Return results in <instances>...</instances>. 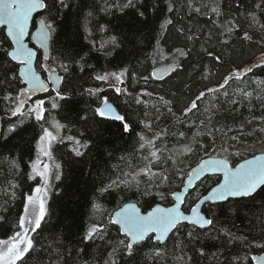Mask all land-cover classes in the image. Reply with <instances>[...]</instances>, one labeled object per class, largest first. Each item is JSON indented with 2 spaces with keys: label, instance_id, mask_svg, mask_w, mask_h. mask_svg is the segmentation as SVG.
<instances>
[{
  "label": "trees",
  "instance_id": "trees-1",
  "mask_svg": "<svg viewBox=\"0 0 264 264\" xmlns=\"http://www.w3.org/2000/svg\"><path fill=\"white\" fill-rule=\"evenodd\" d=\"M63 2L66 7L59 0H46L48 8L34 17L42 16L55 29L47 58L36 46L35 69L44 77L58 70L59 91L65 97L60 99L51 89L42 93L44 118L39 121L25 107L23 115H11L24 83L19 64L7 54L10 41L0 29V241L18 230L26 197L38 182L31 169L36 142L43 129L58 123L62 127L50 150L59 167L50 179L45 217L30 235L32 249L17 264H254L250 255L264 250V185L250 196L205 204L203 212L212 224L200 228L182 222L163 243L148 236L134 245L131 256L118 244L126 237L109 215L126 200L136 201L142 210L157 202L170 204L172 191L181 186L191 165L206 155L224 157L234 165L264 151V66L251 67L218 92H207L264 52V31L250 27L248 15L255 12L264 24V7H257L264 6V0ZM232 25L233 31L227 32ZM246 32L251 39H245ZM178 49L187 55L179 56ZM163 63L179 67L163 79L151 77V69ZM61 65H67V71ZM122 70L118 87L102 86L96 79ZM201 92L205 96L198 107L185 114ZM244 92L252 95L245 98ZM103 97L125 117L130 132L123 131L120 121L96 114ZM10 126H15L13 131ZM138 133L148 139L162 134L155 143L163 149L152 168L156 176L136 175L147 163L143 157L154 150L139 149ZM77 147L80 156L73 151ZM114 180L118 187L99 192ZM218 180L219 175L212 174L203 178L189 191L184 208ZM93 225L102 227L85 239Z\"/></svg>",
  "mask_w": 264,
  "mask_h": 264
},
{
  "label": "snow or ice",
  "instance_id": "snow-or-ice-1",
  "mask_svg": "<svg viewBox=\"0 0 264 264\" xmlns=\"http://www.w3.org/2000/svg\"><path fill=\"white\" fill-rule=\"evenodd\" d=\"M59 3L61 7H66L63 0H59ZM131 3L132 0H129V5H131ZM48 6L49 5L46 3V0H0V25L7 26L8 35L14 39L16 44L15 49L11 52H8L7 54L12 57V59L19 60L20 63L26 66L25 68L21 69V72H23L27 83L30 85V88H22L21 93L18 94V103L16 107L11 111L12 116L24 114L21 110L24 108L25 100L20 99V95L27 96L29 92H34L37 90L47 91L44 83L40 81L39 76L36 75V73L32 71L30 67L34 53L30 49H27L25 47L23 43V37L26 34L28 21L32 13L37 9H47ZM257 7L261 8L264 6L258 4ZM169 11H171V6L169 7ZM197 11H199V9H197ZM212 11L216 12L217 15L220 14L217 8H213ZM141 15H143V13H141ZM248 15L250 18L249 26L254 27L258 25L259 28L264 31V24L260 23L255 12H250ZM166 23H171V21H166ZM234 27L235 25L229 26L226 28V31L231 33ZM53 31H55V29L52 23H42L38 31V36L41 40V43L47 41ZM188 39H192V37H188ZM245 39H251V37L248 36L247 32L245 33ZM110 42L115 44L116 38L112 37L110 39ZM176 51L179 56L187 55V53L183 50L178 49ZM208 55L213 56V53L208 52ZM161 58H163L162 54ZM216 59L219 60V57H216ZM261 66H264V61H261L259 64L253 65L252 68H258ZM61 67L64 69V71H67V65H61ZM178 67L179 64L170 65L165 68L164 71H175V69ZM252 68L245 69L244 72L238 71L233 73L230 77H226L224 79V82L220 84L217 89H207V92L214 93L218 92L221 89H224L225 86L229 83L230 79L239 80L241 76L246 75L248 72H251ZM54 72L55 70L53 69L52 73L54 74ZM111 75L114 76L118 82L122 83L124 72L112 73ZM153 76L157 79H163V76H156L155 71L153 72ZM61 79L62 78L60 76H56L55 82L59 83ZM96 79L107 80L108 75L97 76ZM89 91L91 92V90ZM116 91L119 93L122 91V89L116 88ZM10 95L11 94L6 96L5 99H9ZM251 95L252 93L250 92L243 93V96L245 98ZM204 96L205 92H201L199 96H197L196 100L192 101L190 106L184 109L185 114L190 113L193 109H196L198 107L197 101H199ZM57 97H59L60 99L65 98L58 90ZM161 101L165 104L170 103L168 101H163L162 97ZM137 103H140L139 99L137 100ZM233 103H235V101H233ZM43 104V100H37L35 106L28 109L29 113H36V119L38 121L44 118ZM52 107L56 108L57 104L53 102ZM95 112L102 118L120 121L125 133L131 131V125L126 121L125 117L119 114L113 115L114 109L110 105H108L106 100L104 102V107L97 108ZM169 112H171V108H169ZM14 127L15 126H10L9 131H13ZM54 127L59 130V128L62 126L56 123ZM145 128L150 129L151 125L145 124ZM216 131H219V129H217ZM137 135L139 137V149L154 150L150 151L148 156L143 157V159H145L147 163L143 168L139 170V172L136 173V175L143 173L148 176H156L158 175V173L153 172L152 168L154 166V163H158L161 160L162 157L157 153L162 152L163 149L156 148L155 143L160 140L162 134L155 133L152 139L146 138L143 133H138ZM180 135L183 136L184 133H180ZM56 139L57 137L54 136L51 131H49L47 128L43 129V134L40 137V141L44 142L45 147L41 148V154L50 156V152H48L46 149ZM68 139L72 140L74 138L68 137ZM232 139H235V137H233ZM75 143L76 145H80L79 140H76ZM82 147H87V145L85 144ZM184 150L191 151V149L187 147H185ZM222 150L226 151L227 149L225 148ZM73 151L77 156L82 155L78 147L74 148ZM169 159H171V157H169ZM32 167L33 173L42 177L46 186V175L49 166L47 164H44V170L40 171L37 161L33 163ZM57 167H59V165H57ZM202 167H207L212 171L222 172L224 177L223 182L220 183L216 188H213L211 193H209V195L205 197V200H224L228 196H250L256 191L259 186L264 185V158L261 157H255L253 160H246L243 164L238 165L235 169L229 167L227 159H209L202 162ZM189 175L191 176L192 173H189ZM29 178L32 179L33 177L30 175ZM56 179H60L58 174L56 176ZM133 179H135V176H133ZM119 183L127 184L128 182L121 180L119 181ZM118 186L119 185L117 181L114 180L105 187L99 189V192L103 194L108 189ZM13 187H15V185H13ZM42 191L46 192V187L45 189H41L40 187L34 189V193H41ZM176 199L177 201H179L180 197L176 195ZM26 200V211L29 205H31L33 209L38 208V212L35 213L34 227H32L31 229L25 227V217L21 216L20 228L22 229V232L14 233L13 237H10L8 241H0V245L5 246L2 250H0V264H17V261L22 260V258L25 257V254L29 253L30 249H32L33 247L29 232H34L37 228L40 227L41 221L44 219L46 213L45 201L43 198L37 200L34 198V196H27ZM92 207L93 209L99 210L101 206L97 203H93ZM192 213V216L184 215L180 211L179 205L177 204L171 208H163L157 205L156 207L152 208L151 211H148L146 214H142L140 208H138L135 204L128 203L124 204L119 211H116L113 214L111 223L120 225V231L125 234L126 241L121 240L118 242V244L124 246L127 249L128 254L131 256L134 252V245L143 241L149 232L157 233L158 235L156 238L162 241L170 231H172L173 229L178 230V225H180L182 221H191L195 224H199L200 226L210 225L213 223L211 219H206L205 217L200 215L195 208H193ZM28 222L33 223L32 220H29ZM101 227L102 226L93 225L89 229L87 235L85 236V239L90 238L93 233L98 232ZM155 255H160L159 250L156 251ZM258 264H264V258L260 259L258 261Z\"/></svg>",
  "mask_w": 264,
  "mask_h": 264
},
{
  "label": "water",
  "instance_id": "water-1",
  "mask_svg": "<svg viewBox=\"0 0 264 264\" xmlns=\"http://www.w3.org/2000/svg\"><path fill=\"white\" fill-rule=\"evenodd\" d=\"M42 10L43 9H37L36 11H34L32 13L31 17L29 18L27 29H26V34L23 37V43H24V45H25V47L27 49H30L34 53V55L32 57V63H31V66H30L32 71H34L36 73V75L39 76L40 81L44 83V85L47 88V91L49 89H51L55 93H57V90L58 91L60 90L61 81L59 83H56L55 82L56 81V76H60L62 78V75L58 72V70L57 71L55 70L54 74L52 73V71H50L46 75V77H44L37 69H35L36 68V65H35L36 57L35 56L37 55L36 46L40 48V50H41V52H42V54H43V56L45 58L48 57L47 55H49V52H50V44H49V42H50L51 34H50L48 40L45 41L44 43H41V40H40V38L38 36V31H39V29L41 27V24L42 23L46 24L45 19H42V16H39V17L35 18L36 19L35 26L33 28H31V23H32V20H33L32 18H34L35 15L37 13L41 12ZM1 28H3L5 35L7 36V38L10 41L11 46L9 47L8 52H11L16 47L15 41H14V39L11 36L8 35V31H7V26L6 25H0V29ZM29 39H31V41L33 42V44L35 46L30 44ZM9 58L11 60H13L14 62H17L19 64L18 65V75L21 78L22 82L24 83V88H30V85L27 83L23 72H21V69L25 68L26 66L24 64L20 63L19 60H14L10 56H9ZM170 65H175V64L163 63V64L155 65L151 69V75H152L151 77L155 78L153 76V72L154 71L156 73V76H163V77L167 76L171 72V70L164 71V69L167 68ZM155 79H157V78H155ZM47 91L37 90V91H34V92H29L27 96L35 97V96L41 95L42 93H46ZM106 101H107L108 105H110L114 109L113 115H115V114L121 115L120 111L117 109V107L114 104L111 103V101H108V100H106ZM104 102L105 101L99 103L100 105H99L98 108L104 107ZM1 127H2V118L0 116V131H1ZM255 157L264 158V151L260 150V152H256V153H254V154H252L250 156L244 157V158L238 160V162H236L234 165H231L229 163V161H228V164H229L230 168L235 169L238 165L243 164L246 160H253ZM209 159L222 160V159H226V158L221 157V156H216V155H206V156L202 157L201 159H199L197 162H194V164L191 165L187 175L184 177L181 186L178 189H176V190H174L172 192V200H171L172 202L170 204H164V203H161V202H157L153 206H151L150 208H148L146 210H142L141 207L139 206V204L136 201H134V200H126V201L122 202V204H120L119 206H117L116 208H114L112 210L111 214L109 215L111 220L113 219V214L116 211H119L120 208L123 207L124 204H128V203L135 204L138 208H140L142 214H146L148 211H151V209L156 207L157 205H159L160 207H163V208H171L174 205L178 204L180 211L186 216H192L193 215L192 210H193V208H195V209H197V211L199 212L200 215H202L206 219H210L205 214V212H203L202 206H204L207 203H214V202H217V201H222V200H214V199L205 200V197H207L209 195V193H211L213 188H216L220 183L223 182L224 177H223V173L222 172L212 171L211 169H209L207 167H202V162L203 161H207ZM189 173H192V175L190 176ZM211 174L212 175H219V180L215 184L210 186V188L207 191H205L203 194H201L197 199H195L196 201L187 210L184 209L185 198H186V196L188 194V191L191 189V187L195 186L196 183H198L204 177H206L208 175H211ZM176 195H178L180 197L179 201H177ZM235 197H241V196H228L227 198H235ZM182 222H186L188 224L195 225V226L200 227V228H204V227L208 226V225L200 226L199 224H195V223H193L191 221H182ZM116 225L118 226L117 228H119V230H120V225L119 224H116ZM172 231H170L166 235V237H168L171 234ZM120 233L124 234L121 231H120ZM149 235H151V237H152V239L154 241H158L160 243H163L166 240V237L162 241L158 240L156 238L158 234L155 233V232H149L145 238H147ZM250 257H251V260L253 261L254 264H258V261L260 259L264 258V250L262 252H260V253H252L250 255ZM254 258H257V259H254Z\"/></svg>",
  "mask_w": 264,
  "mask_h": 264
},
{
  "label": "rangeland",
  "instance_id": "rangeland-1",
  "mask_svg": "<svg viewBox=\"0 0 264 264\" xmlns=\"http://www.w3.org/2000/svg\"><path fill=\"white\" fill-rule=\"evenodd\" d=\"M261 61H264V52H262V53H260V54H258L257 55V57H255L251 62H249L246 66H245V68H243V69H240V70H238L239 72H244V70L245 69H248V68H251L253 65H255V64H257V63H260ZM237 71V72H238ZM121 72H124L123 70L122 71H117V72H114V71H110V72H106V73H104V74H102L101 76H104V75H108V79L107 80H102V86H107V85H114V86H116V87H118L120 84H121V82H118L116 79H115V77L114 76H112L111 74L112 73H121ZM123 77H124V75H123ZM123 77H122V80H123ZM28 97L29 96H24L23 95V97L21 98V99H24L25 100V103L26 102H28V104H29V106L28 107H30V108H32V107H34L35 106V104H36V101L37 100H43L44 101V97L42 98V97H40V96H36V97H30V99H28ZM106 100V98L105 97H103L102 98V101H105ZM44 105V104H43ZM24 107H25V109L27 110V109H29V108H27L26 107V104H24ZM43 108H44V106H43ZM35 113V112H34ZM35 115H36V113H35ZM56 124V123H55ZM54 124V125H55ZM49 131H51L52 133H53V135L54 136H56L57 137V135H58V133H59V131L54 127V126H52V127H49V128H47ZM43 134V133H42ZM42 134H41V136H42ZM40 136V137H41ZM40 137L38 138V141L36 142V144H37V150H36V156H34L35 157V159L33 160V162H32V166H33V163L34 162H37L38 161V167H39V170L40 171H43L44 169H43V165L44 164H47L48 166H49V168H48V172H47V175H46V179H47V185L45 186V183H44V179L42 178V177H40L39 175H36L37 177H38V182L36 183V185L34 186V188H33V190H32V192L28 195V196H34V198L35 199H37V200H39L40 198H43L44 199V201H45V205H46V201H47V198H48V193L50 192V183H51V181H50V179H52L51 177H52V172H53V175L54 174H56V170H57V162H56V159L54 158V156H52V153H51V150H50V148H51V145L50 146H48L47 147V151L48 152H50V156H48V155H43V154H41V148L42 147H45V144H44V142H41L40 141ZM52 144V143H51ZM32 169V173H33V167L31 168ZM34 174V173H33ZM35 175V174H34ZM205 178V177H204ZM201 181V180H200ZM199 181V182H200ZM198 182V183H199ZM198 183H196V185L198 184ZM195 185V186H196ZM195 186H193V187H195ZM37 187H40L41 189H45V187H46V192L45 191H42L41 193H34V189H36ZM193 187H191V189L193 188ZM179 188V187H178ZM177 188V189H178ZM190 189V190H191ZM174 190H176V189H174ZM173 190V191H174ZM189 190V191H190ZM172 191V192H173ZM189 191H188V193H189ZM187 196H188V194H187ZM187 196H186V198H187ZM171 197H172V193H171ZM186 198H185V200H186ZM26 203H27V200H26ZM25 203V204H26ZM184 206H185V202H184ZM46 207V206H45ZM202 210H203V206H202ZM36 212H38V208L37 209H33V207L31 206V205H29V207H28V209H27V211H26V209H25V207H24V211H23V214H22V216H24L25 217V227H27V228H29V229H31L32 227H34V219H35V213ZM29 220H32L33 221V223H29L28 221ZM110 220H111V218H110ZM16 232H22V229L20 228V222H19V227H18V230H16ZM15 232V233H16ZM173 232V231H172ZM31 231L29 232V236L31 235ZM14 235V234H13ZM13 235L11 236V237H13ZM10 238V237H9ZM9 238H7V239H4V240H2V241H8L9 240ZM5 246L4 245H0V250H2L3 248H4Z\"/></svg>",
  "mask_w": 264,
  "mask_h": 264
},
{
  "label": "flooded vegetation",
  "instance_id": "flooded-vegetation-1",
  "mask_svg": "<svg viewBox=\"0 0 264 264\" xmlns=\"http://www.w3.org/2000/svg\"><path fill=\"white\" fill-rule=\"evenodd\" d=\"M35 19V18H34ZM35 21H36V19H35ZM31 28H33V26H31ZM38 96H40V95H38ZM36 97V96H35Z\"/></svg>",
  "mask_w": 264,
  "mask_h": 264
}]
</instances>
